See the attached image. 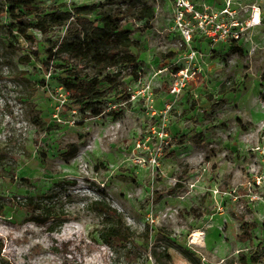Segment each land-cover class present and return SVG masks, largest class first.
Returning a JSON list of instances; mask_svg holds the SVG:
<instances>
[{
    "label": "rangeland",
    "instance_id": "1",
    "mask_svg": "<svg viewBox=\"0 0 264 264\" xmlns=\"http://www.w3.org/2000/svg\"><path fill=\"white\" fill-rule=\"evenodd\" d=\"M146 1L154 9L149 28L122 18L142 43L132 50L140 74L125 80L124 98L111 96L100 112L71 106L67 77L51 62L40 64L66 26L33 32L28 46L9 38L7 19H0V202L7 205L0 211V259L9 264H191L183 251L200 264H242L241 257L264 264V254L249 260L264 245V0H184L189 11L177 0ZM195 13L237 23L239 40H209ZM190 48L197 52L191 65ZM188 67L193 75L184 89L169 95ZM71 144L77 152L67 159ZM28 198L54 214L48 224L30 219ZM101 198L134 231L116 250L97 235L101 217L89 205Z\"/></svg>",
    "mask_w": 264,
    "mask_h": 264
},
{
    "label": "trees",
    "instance_id": "2",
    "mask_svg": "<svg viewBox=\"0 0 264 264\" xmlns=\"http://www.w3.org/2000/svg\"><path fill=\"white\" fill-rule=\"evenodd\" d=\"M37 4L38 0H2L0 19H7L8 23L3 26L7 28L9 38L21 39L28 46L35 43L33 32L47 35L53 29L66 26L61 40L49 43L46 59L40 64L47 67L51 62L67 77L63 90L70 105L86 113L100 112L111 96L121 94L124 98L128 88L125 80L136 79L140 74L138 54L132 50L139 51L142 43L132 38L131 31L124 28L122 18L130 16L147 29L154 19L153 7L146 0H103L97 4H61L45 9H39ZM11 46L9 42L8 47ZM32 54L38 58L37 52ZM20 61L28 64L30 57L22 56ZM261 81L264 83V74ZM260 101L264 105V91ZM67 148L64 154L69 159L76 154L77 147L71 144ZM6 206L0 202V211ZM89 207L101 217L97 235L109 249L116 250L134 236L122 215L105 199H97ZM24 209L29 212L30 219L41 226L48 224L54 216L45 211L41 201L33 198L25 201ZM241 229H244L242 238L250 239L251 225L242 224ZM258 253L264 254V249L260 247L249 257L252 263L258 262ZM183 254L191 264H200L188 252L183 251ZM239 260L246 263L244 257ZM0 264L9 263L0 259Z\"/></svg>",
    "mask_w": 264,
    "mask_h": 264
},
{
    "label": "built area",
    "instance_id": "3",
    "mask_svg": "<svg viewBox=\"0 0 264 264\" xmlns=\"http://www.w3.org/2000/svg\"><path fill=\"white\" fill-rule=\"evenodd\" d=\"M177 4L179 8L183 7L186 9V11L191 10L190 5L184 0H177ZM195 14L197 17L200 16L199 17L200 32L202 33L203 36L207 37L209 40L213 42H218V41L226 42L227 40H231V41L239 40L240 34H241V28H238L237 23L232 22V23L223 24L219 22H214L212 18L205 20V18H202L203 16L197 13ZM182 16H183V13L182 11L179 10L177 14L178 20H180ZM209 24L210 26L208 27ZM185 36L189 37L186 31H185ZM196 54L197 52L194 49L192 48L189 49V53L186 56L187 60L189 61L188 62L189 65H191L192 61L196 59ZM192 75H193V72L190 71V67L180 69L176 75L175 81L171 84V86L168 89V94L171 96L177 97L180 94V92L184 89L186 83L188 82L187 79L190 76L192 77ZM145 90L146 89H143L142 91H139V92H131V94H129L130 100H134L138 96V94H142L143 92H145ZM146 99H150L149 95L146 97ZM147 103L149 104L150 101H148ZM149 107L151 108L150 105ZM111 108H115V105L112 106ZM157 152H160L159 147L157 148ZM256 184L258 185L259 182ZM263 248H264V245H263Z\"/></svg>",
    "mask_w": 264,
    "mask_h": 264
},
{
    "label": "bare ground",
    "instance_id": "4",
    "mask_svg": "<svg viewBox=\"0 0 264 264\" xmlns=\"http://www.w3.org/2000/svg\"><path fill=\"white\" fill-rule=\"evenodd\" d=\"M253 23H254V24H258V23H259V18H258V16H257V14L254 15ZM194 236H195V238H196V237L198 236L197 233H195Z\"/></svg>",
    "mask_w": 264,
    "mask_h": 264
}]
</instances>
